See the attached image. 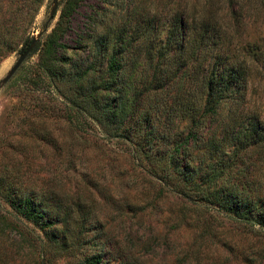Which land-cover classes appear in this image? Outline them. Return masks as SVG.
I'll return each mask as SVG.
<instances>
[{"label": "trees", "instance_id": "1", "mask_svg": "<svg viewBox=\"0 0 264 264\" xmlns=\"http://www.w3.org/2000/svg\"><path fill=\"white\" fill-rule=\"evenodd\" d=\"M251 1H107L84 26L82 53L71 54L66 34L83 0H64L56 26L30 55L43 53L26 90L67 117L70 138L64 143L72 142L74 155L76 144L104 131L131 142L134 158L161 180V194H183L264 229V114L249 104L252 44L240 46L250 59L230 49L246 24L243 4ZM42 4L25 0L19 14L4 13L0 55L8 36ZM261 34L258 59L264 63V23ZM257 69L264 71V64ZM24 177L0 170V196L22 225L29 224L27 242L38 264L69 257L72 264H110L105 248L87 238V218L73 226L69 209L53 204L54 189L26 185ZM1 223L11 222L0 215Z\"/></svg>", "mask_w": 264, "mask_h": 264}, {"label": "rangeland", "instance_id": "2", "mask_svg": "<svg viewBox=\"0 0 264 264\" xmlns=\"http://www.w3.org/2000/svg\"><path fill=\"white\" fill-rule=\"evenodd\" d=\"M24 1L0 0V18L3 20L6 12L7 16L20 12ZM54 1L43 0L35 17L8 36L0 55V82L19 58L21 48L47 24L50 26L42 40L56 26L64 0H60L56 18L49 22ZM107 1L112 0H83L74 10L66 34L71 54L82 53L80 35L84 26ZM193 1L201 5L205 0ZM260 2L243 4L247 6L246 24L230 49L233 52L238 48L241 60L250 59L240 46L247 47L246 43L251 42L255 80L250 86L249 104L264 114V71L257 69L264 64L258 59L264 23ZM42 55L39 51L29 56L9 82L0 87L1 171L22 174L26 185L37 189H54L53 204L69 209L73 226L87 218V225L92 224L91 230L86 228L87 238L96 249L105 248L104 258L108 257L110 264H264V229L221 208L195 203L183 194H161V180L149 173L148 163L144 165L134 158L131 142L111 139L106 132L96 130L95 139L75 145L79 150L74 155L72 142L64 143L70 138L67 117L50 109L51 101L40 100L37 93L26 90ZM78 121L83 122L75 119ZM159 125L156 127L163 131ZM252 168L259 177V169ZM221 201L224 204V199ZM0 215L11 222L0 224V264H38L37 254L27 242L26 223H20L18 214L1 196ZM69 258L54 260L52 264H72Z\"/></svg>", "mask_w": 264, "mask_h": 264}, {"label": "water", "instance_id": "3", "mask_svg": "<svg viewBox=\"0 0 264 264\" xmlns=\"http://www.w3.org/2000/svg\"><path fill=\"white\" fill-rule=\"evenodd\" d=\"M59 6H60V0H55L54 4L51 8L50 16H49V22H52L58 12H59ZM49 25L47 24L45 29L38 32L36 35H34L20 50L19 58L15 62V64L11 67L7 75L1 80L0 87L7 82L16 74V72L19 70V68L22 66V64L27 60V58L34 52L36 46L39 43V40L43 36V34L48 31Z\"/></svg>", "mask_w": 264, "mask_h": 264}]
</instances>
